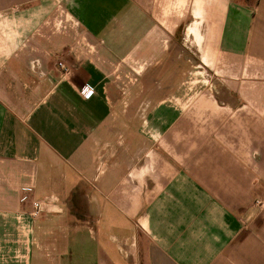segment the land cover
I'll list each match as a JSON object with an SVG mask.
<instances>
[{"label": "crops", "instance_id": "1", "mask_svg": "<svg viewBox=\"0 0 264 264\" xmlns=\"http://www.w3.org/2000/svg\"><path fill=\"white\" fill-rule=\"evenodd\" d=\"M197 37L229 102L164 84ZM0 264H264V0H0Z\"/></svg>", "mask_w": 264, "mask_h": 264}, {"label": "rangeland", "instance_id": "2", "mask_svg": "<svg viewBox=\"0 0 264 264\" xmlns=\"http://www.w3.org/2000/svg\"><path fill=\"white\" fill-rule=\"evenodd\" d=\"M199 16L200 12H197L196 17ZM188 33L190 34L191 31L189 30ZM189 44L188 47L191 51L187 48H175L176 52L178 51L179 55H182V58L178 61L175 59L174 62L170 63V72L163 75V78H166L164 79V84L168 83L170 90L182 88V93H186L185 98L181 96L175 102L180 104L229 102V76L231 77L234 72L242 71V66L234 65L233 67L231 63L227 64L219 53L209 51V49L205 48V41H201L199 37ZM193 52H195L196 56L194 59H191L189 53L193 54ZM184 56L185 58H183ZM142 70L143 68L139 67L138 73L140 74ZM115 76L119 78L116 82L119 84L123 83V86L126 85L127 80L123 81L124 79L120 78L116 73ZM160 82L161 79L159 80V84L154 86L159 87L161 85ZM151 94L152 92L149 93V95ZM152 96L156 98L158 95L154 93ZM150 98V96L142 95L140 92H138L137 96L132 93L131 96L123 100L125 102L123 105L127 104L126 111L118 112L116 117L126 120L128 126L132 123V134H136L135 131L138 128L139 147L142 148L143 152L145 145H143L141 137L144 135L143 131L145 132V128H141L140 126L144 121L145 104L150 102ZM133 109H138V111H133ZM127 131H130L129 128H127ZM143 152H139L138 158L143 155ZM57 211L61 213V209H57ZM67 213L68 215L71 214L81 217L85 213V209H82L81 205L73 201Z\"/></svg>", "mask_w": 264, "mask_h": 264}, {"label": "built area", "instance_id": "3", "mask_svg": "<svg viewBox=\"0 0 264 264\" xmlns=\"http://www.w3.org/2000/svg\"><path fill=\"white\" fill-rule=\"evenodd\" d=\"M59 67L61 68V70L64 73H68L69 69L61 62L58 63ZM93 92V90L89 87L86 86L82 89L81 93L87 97L89 96L91 93ZM33 190V186H27L23 189V191H25V197H23V200L27 202H25L27 204V209L24 210V213L22 215H26L29 216L32 219L35 218H39L40 216L44 215L45 212H47V208L44 204V202L40 201V200H36V199H28L27 195Z\"/></svg>", "mask_w": 264, "mask_h": 264}]
</instances>
